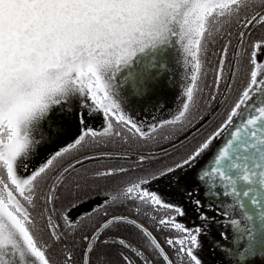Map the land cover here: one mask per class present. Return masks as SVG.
<instances>
[{"label":"snow or ice","instance_id":"1","mask_svg":"<svg viewBox=\"0 0 264 264\" xmlns=\"http://www.w3.org/2000/svg\"><path fill=\"white\" fill-rule=\"evenodd\" d=\"M174 37L190 57V83L178 114L145 130L126 112L161 84ZM216 44L207 103L217 100L227 62L222 95L230 107L209 131L198 93ZM241 74L233 101L231 81L239 84ZM95 113L100 129L87 122ZM65 116L73 120L68 127ZM170 125L165 139L184 135L172 141V153L163 149L170 160L159 166L146 165L158 162L155 155L89 151L153 140ZM43 152L50 154L29 170V158ZM113 157L135 167L85 168ZM173 178L178 202L153 187ZM90 196L96 204L85 219L78 211ZM221 196L233 202L217 207ZM161 208L171 214L158 217ZM236 208L262 221L261 239L249 230L247 246L239 244L243 235L234 241V255L246 259L264 246V0H0V264H77V252L79 264H203L201 238L215 219L209 213L230 217ZM189 211L191 224L182 219ZM93 214L103 223L90 229ZM141 214L156 233H168L163 241L135 218Z\"/></svg>","mask_w":264,"mask_h":264},{"label":"rangeland","instance_id":"2","mask_svg":"<svg viewBox=\"0 0 264 264\" xmlns=\"http://www.w3.org/2000/svg\"><path fill=\"white\" fill-rule=\"evenodd\" d=\"M208 56L204 58L205 63L207 62ZM191 72L192 67L190 57H188L187 54L184 52L179 38L174 37L173 43L170 44L167 48V68L164 76L162 77L161 84L157 87L151 98H140L138 99L137 103L130 106L127 109L126 115L131 116V118L145 130L150 129L151 126L156 125L164 120L172 119L176 114H178L180 108L182 107V104L184 102V90L186 86L190 83ZM202 83L203 81L201 78L200 88H202ZM231 84L232 87L236 90V83H234L232 80ZM207 91H213L212 85L210 88L207 89ZM228 95L232 97L233 101L235 100V92L233 93L230 91ZM215 102L216 103L213 104L212 107H209L211 109L206 115V117L208 118V123L205 124V128H210L212 125H214V123L218 121L217 119L227 114L226 110L230 107L229 102L224 100L223 95L219 96V98ZM79 111L89 112L90 109L81 107ZM56 115L60 117L62 113L60 111H57ZM221 120L222 118L220 119V122ZM62 122L65 123V127H68L73 123V120L72 118L65 116ZM87 122L89 126L100 129L103 120L98 113H95L88 117ZM177 126H175V128ZM169 128H173V126H167L165 129ZM213 128L209 129V131H211ZM201 131H203V129H201ZM152 135L156 137L153 140H157L159 136H162L160 135V132L153 133ZM205 135H207V132H205ZM189 139H191V137H189ZM175 140H177V138L173 139L172 141ZM118 141L127 144V142L124 140ZM172 141L169 142L167 145L157 148L153 152H150L149 155H155L156 157H159L160 155L164 154V148H167L168 152H171L173 150L170 146ZM186 142L187 141H185V143ZM124 152L136 155L138 151L128 150ZM49 154L50 153L48 152H43L37 153L36 155L30 157L29 170L37 166L38 163H42L43 157ZM134 155H132L133 159L135 158ZM153 187L157 190H160L161 194L164 195L165 199L169 200L170 202H178L180 200V197L177 193L182 189L176 184L175 178H173L172 180H165L161 184L153 185ZM232 202L233 201L231 200H227L225 206ZM81 203L82 206L78 211V216L84 218L85 215L88 214L91 209L95 206L96 201L93 200V198L91 197L85 199ZM215 203L217 207H219V205L217 204L218 202L216 201ZM155 214L158 217H163L165 215H170L171 213H169L168 210L161 208ZM209 214L214 215L215 219L210 223L209 229L207 230L206 234L201 238L202 248L199 250V254L203 260V264H264V260H254L249 261L248 263H241L237 261L232 256L231 251H229L232 247V240L235 239V225L230 222V219H236L239 221L240 224L242 223L243 225L245 222L238 209H236L235 211L230 210V217H221L219 214L213 212H210ZM182 219L185 222L191 224V222L195 220V214L189 211L188 215ZM147 220L154 225L153 221L149 219ZM196 222L199 223L200 221L196 220ZM220 232H225L228 238L220 239ZM166 234L168 233H165V235ZM171 234L175 235V233Z\"/></svg>","mask_w":264,"mask_h":264},{"label":"trees","instance_id":"3","mask_svg":"<svg viewBox=\"0 0 264 264\" xmlns=\"http://www.w3.org/2000/svg\"><path fill=\"white\" fill-rule=\"evenodd\" d=\"M233 43L235 44V41H233ZM219 49H220V45L216 44L213 47H211L210 50H209L210 55L208 56L207 62L205 63V72L207 74L203 75V77H202V81H203V83H202L203 85H202V88H201L202 91L198 93V95L200 97L198 116L202 115V116L206 117L208 111L211 109L209 107L210 106L212 107V105L216 103L215 101L211 102L210 104L207 103V98H208V95L210 93V91H207V89L210 88L211 85H213V81H214V78H215L214 69H215L217 61H218ZM232 59H233V55H232V51L230 50V52H229V61H231ZM230 76H231V67H230L229 63L226 62L224 80L221 82V87H220V91L221 92L217 93V99L219 98V96L222 95V93H224V89H225V87L227 86V84L229 82V77ZM243 79L244 78H243L242 74L240 76V83L239 84H237L236 81L233 79V82L236 83L235 84V87H236L235 96L236 97L239 95V92H240L241 88L243 87ZM236 97H235V99H236ZM227 110H226V112H227ZM226 115L227 114H225L223 117L221 116L219 119H217L218 121H216L214 123V125H212L210 128H208V130L213 128V127H215V126H217L219 124V122H220V119L222 118V120H223L226 117ZM194 123H195V121H194ZM176 129H179V125L176 127ZM172 130H173V128L163 129L162 131H160V135H162V136H159L157 140L138 141L135 138H130L127 141V144L121 143L118 140H116V141H113L112 143H107V144L106 143H101L98 146L89 149V151L90 152L125 153L124 151L135 150V151H138V152H140L142 154H149L150 152H153L155 149L167 145L173 139H176V138H178V137H180V136H182L184 134V132L177 131L175 135H172L170 137V139H165L164 137L166 135H168L169 132H171ZM185 131H187V128H185ZM219 143L222 144L223 141H220ZM185 144L187 145L188 141ZM189 147H190V145H189ZM182 151H183V149H182ZM172 152H173V150L171 152H169V153H172ZM126 153H128V152H126ZM132 155H134V154H129L128 153V156L130 158H133ZM157 158H158V162H146V165L154 164L155 166H159L160 164L169 162V160H170V157L164 156V154L160 155ZM210 159L211 158H209V162H210ZM120 166L127 167V168H130V169H133L135 167V165H133L131 163L130 159H117L115 157H113L111 159L100 158V159H97V160L89 161V162H87L85 164V168L88 169V170H96V169L104 170V169L109 168V167H120ZM80 171L83 172L84 169H80ZM135 175H136V173L133 172L132 173L133 178H134ZM99 184H100V187L103 188L104 185H105V182L104 181H100ZM93 187H95V185H93ZM100 195L101 196L103 195L102 191L100 192ZM93 196H95V193H93ZM88 198H91V196L90 197H84V200L88 199ZM227 198L229 200L233 201V198H231V197H227ZM236 209H238V211H240L239 208H236ZM126 211L127 210H123V209L122 210H118L117 214H119L120 212H126ZM34 215H35V213H34ZM87 215L88 214L85 215V217H84L85 219H87ZM135 218H137L142 223H144L145 226H147L150 231L154 232V235H157L158 238H160L161 241H163V237H164L165 233H156L154 231V225L151 224L147 220L148 219L147 217H145L143 214H141L140 216L135 217ZM244 220H246V219H244ZM87 222L89 224L90 229H95L96 227H98L103 222V218H102V216H96L95 214H93L92 219L87 221ZM37 226L39 228H43V226H44V221L39 216H37ZM113 231H115V230H113ZM122 234L127 235L126 232L122 233ZM83 246H84L83 242H79L78 247L80 249H82ZM79 258H80L79 257V252H77L76 253V262H77V264H79ZM243 262H247V261L244 260V261H242V263Z\"/></svg>","mask_w":264,"mask_h":264},{"label":"water","instance_id":"4","mask_svg":"<svg viewBox=\"0 0 264 264\" xmlns=\"http://www.w3.org/2000/svg\"><path fill=\"white\" fill-rule=\"evenodd\" d=\"M229 200L227 197H224V196H221L219 197L216 201L218 202L217 204L220 206V201H226ZM226 204V202H225ZM240 213L242 215V218L245 222H246V225H245V222H244V225L241 223H238L235 225V231H234V234H235V239L232 240V247H231V253H232V256L239 262L242 263V261L246 260L247 262L249 261H254V260H257V261H263L264 260V246H260L258 245L257 246V250L252 254V255H249L246 259H243V258H237L235 255H234V252L236 250V247H237V244L234 243V241L236 240V238L240 235H243L244 236V239L239 241V244L242 245V246H247L248 245V231L249 230H252V234L256 236L257 240L261 239V231L258 229V226L262 223L261 220H259L258 218L254 217V219L252 220H249L247 218V216L245 215V211H247L246 209H240ZM103 223V222H102ZM101 223V224H102ZM99 227V226H98ZM147 227V226H145ZM148 228V227H147ZM233 228V227H232ZM149 229V228H148ZM231 236H232V233H231ZM228 249V250H229ZM247 262H243V263H247Z\"/></svg>","mask_w":264,"mask_h":264},{"label":"flooded vegetation","instance_id":"5","mask_svg":"<svg viewBox=\"0 0 264 264\" xmlns=\"http://www.w3.org/2000/svg\"><path fill=\"white\" fill-rule=\"evenodd\" d=\"M225 202H227V199H226V201ZM248 263V262H247Z\"/></svg>","mask_w":264,"mask_h":264}]
</instances>
